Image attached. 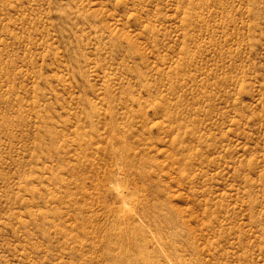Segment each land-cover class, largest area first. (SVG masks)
I'll list each match as a JSON object with an SVG mask.
<instances>
[{"label": "rangeland", "instance_id": "1", "mask_svg": "<svg viewBox=\"0 0 264 264\" xmlns=\"http://www.w3.org/2000/svg\"><path fill=\"white\" fill-rule=\"evenodd\" d=\"M0 264H264V0H0Z\"/></svg>", "mask_w": 264, "mask_h": 264}]
</instances>
